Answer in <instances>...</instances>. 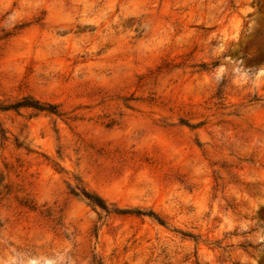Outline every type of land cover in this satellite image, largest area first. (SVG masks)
<instances>
[{
    "label": "rangeland",
    "instance_id": "obj_1",
    "mask_svg": "<svg viewBox=\"0 0 264 264\" xmlns=\"http://www.w3.org/2000/svg\"><path fill=\"white\" fill-rule=\"evenodd\" d=\"M258 232L264 0H0V264H264Z\"/></svg>",
    "mask_w": 264,
    "mask_h": 264
},
{
    "label": "clouds",
    "instance_id": "obj_2",
    "mask_svg": "<svg viewBox=\"0 0 264 264\" xmlns=\"http://www.w3.org/2000/svg\"><path fill=\"white\" fill-rule=\"evenodd\" d=\"M223 52H221L222 54ZM225 59H227V57H225ZM226 69L223 66V64H220L217 66V73H216V79L220 80L223 78L224 73H225ZM247 225L242 226V229H246ZM254 243H259V244H264V235L260 234L259 232L255 235L254 238Z\"/></svg>",
    "mask_w": 264,
    "mask_h": 264
}]
</instances>
